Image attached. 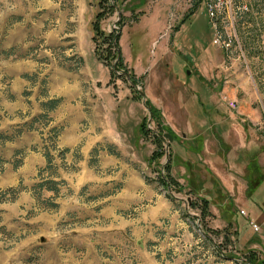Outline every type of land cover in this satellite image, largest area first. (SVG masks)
I'll use <instances>...</instances> for the list:
<instances>
[{"label": "rangeland", "instance_id": "obj_1", "mask_svg": "<svg viewBox=\"0 0 264 264\" xmlns=\"http://www.w3.org/2000/svg\"><path fill=\"white\" fill-rule=\"evenodd\" d=\"M208 1L127 0L101 21L105 33L121 28L141 97L95 57L102 0H0V264H264V0L219 13L217 28L235 32L232 55L213 45ZM53 98L62 125L57 110L40 118ZM82 113L76 139L62 138ZM157 133L162 156L151 161ZM185 154L205 197L164 182L168 156ZM44 179L57 193L38 187ZM235 221L248 224L242 239L224 241Z\"/></svg>", "mask_w": 264, "mask_h": 264}, {"label": "trees", "instance_id": "obj_2", "mask_svg": "<svg viewBox=\"0 0 264 264\" xmlns=\"http://www.w3.org/2000/svg\"><path fill=\"white\" fill-rule=\"evenodd\" d=\"M127 0H102V3L99 2V10L97 11V13L94 16L93 21L91 22L90 26H91V30L93 33L92 36V42L94 44V54L96 59L99 62H102L103 64H105L106 67L109 68L110 70V78L111 80L113 79H121L124 80V82L126 81V83L130 84V89L133 91V93L136 94H140V96L142 97L143 95L140 92H137L136 89V85L138 84L137 78L135 77V75L132 72H128L124 66H123V61L121 58V54H120V48H119V31H120V27L117 30H113L110 31L109 33H105L102 29H101V21L105 20L106 17L108 15H110L112 12L117 11L120 9L121 4L123 5L124 3H126ZM248 12H245L244 15H246ZM106 54V56H104L103 54ZM121 72L119 75L117 73ZM128 78V79H127ZM61 103V99L60 98H53V99H48L47 101L43 102L41 104L42 109L44 110V114L40 117L42 119H49L48 118V113L52 112L54 110H56L58 108V106ZM146 106L149 108V110L152 112V109L150 107L149 104L146 103ZM38 121V119H37ZM49 121H51L49 119ZM29 129H32V126H30ZM60 133V129L56 128V127H52V128H48V140L50 141V145L52 147V150H56V142H57V138L59 136ZM139 133L142 134V136L144 138H146V135L148 133H151L149 130L146 131L145 128H143V126L139 128ZM170 136L172 137V139H174V136L172 134H170ZM159 137V138H158ZM160 137H162V134L157 133V135H154V139L156 140V150L155 152L152 154V157L150 158L151 161L154 160H158V158H160L162 156V152H161V145H160ZM164 137V135H163ZM69 152V149L65 148L63 150L59 151L58 156L63 159L64 155L66 153ZM44 157L46 159V167L44 169V171L46 172H50V175H53V168L54 165L52 164V160L54 158V156L48 151L46 150L44 152ZM169 160L167 161L164 169L167 173L168 177L163 178L166 184H169L170 187L172 188L177 187L176 191L178 192H182V187L177 185V183L172 180L169 176V170H171V155L168 156ZM169 162H170V166H169ZM170 167V169H169ZM173 185V186H172ZM39 188H43L46 189L47 191H52L54 193H57V189L55 187V184L52 182V180H43V182H41V184H38ZM193 191H189V193H191ZM209 200L207 199H203L202 200V210H201V218L200 223L203 222V218L205 217L208 209H209ZM193 206V205H192ZM234 219V216H232ZM238 225V229L233 231L231 234V237H233L231 239H229L230 236H227L228 234H224L223 236V240L228 241L229 243H239V241L242 239L241 238V232L244 230V228H248V224H246L244 221V224L242 226H239L238 221H235ZM204 238L206 240H210L209 236L205 233L204 234ZM250 245L252 243V239L249 240L248 242ZM218 249V248H217ZM221 254V253H220ZM225 259H230V260H236L238 258L236 257H228L223 255ZM245 261V260H244ZM245 264H256L254 259L248 258V260L246 259Z\"/></svg>", "mask_w": 264, "mask_h": 264}, {"label": "crops", "instance_id": "obj_3", "mask_svg": "<svg viewBox=\"0 0 264 264\" xmlns=\"http://www.w3.org/2000/svg\"><path fill=\"white\" fill-rule=\"evenodd\" d=\"M63 106V105H62ZM65 106V105H64ZM57 110V109H56ZM55 111V110H54ZM64 112H66V110L64 111ZM55 114H56V116H55V119L53 120V122L54 123H56V125L57 124H60L61 123V125H62V121H63V119H64V115H62V113H60L58 110L55 112ZM83 115H79L78 117V119H80V121L77 119H74V120H71L70 121V124H69V126H68V130H66V131H64V133H62V138H73V139H76V137H77V132H79V129H80V127H81V122L82 121H84V122H86V120H88V118H87V116H86V114H84V113H82ZM73 119V118H72ZM88 122H91V121H88ZM67 128V127H66ZM35 134V133H34ZM36 135V134H35ZM219 137V136H218ZM34 138H36L35 136H34ZM36 140H37V138H36ZM175 140V138L174 139H172V142ZM184 150H185V147H184ZM185 153H186V150H185ZM172 160H173V155H171V163H172V167H171V171H170V173L172 172V170H174V173L178 176V178H177V180H178V183H182L181 184V187H182V189L183 190H185V189H187V191L189 190H191V191H193V193H195L196 195H198L199 197H205L204 196V194L201 192V188L198 186V185H195L194 186V188H195V190H197V191H195L194 190V188L192 187V186H190V183H194V180L192 181V178H189V175H188V171H190V168H189V164H190V161H189V159H187V156H186V154H185V157L184 158H180V160H179V163H173L172 162ZM177 168H181V171H177L176 169ZM172 177V176H171ZM172 178H174V177H172ZM175 179V178H174ZM176 180V179H175ZM176 180V181H177ZM208 200V199H207ZM171 212H172V210H171V208H170V214H171ZM159 218L158 217H154V220H158ZM172 219H173V222H174V217H172ZM173 225H172V228H175L174 227V225H175V223H172ZM177 225V227L178 228H180V229H182L184 232L186 231L187 232V230H185V229H187V228H189V226L188 225H186L185 223H183V222H181V225L182 226H179V224L177 223L176 224ZM183 231H182V233H183ZM188 235H190L189 234V232H188ZM137 245H138V247H142V245H143V243L141 242V241H138L137 242Z\"/></svg>", "mask_w": 264, "mask_h": 264}, {"label": "built area", "instance_id": "obj_4", "mask_svg": "<svg viewBox=\"0 0 264 264\" xmlns=\"http://www.w3.org/2000/svg\"><path fill=\"white\" fill-rule=\"evenodd\" d=\"M232 4V0H209L205 6V13L210 19L211 25L213 26V29L216 32L215 37L213 39V45L219 46L226 53V55H232L234 52V46L236 44L235 32H233V34H227V32L224 33L220 28H217V24L219 21V13H221L223 9L225 10L227 6H232ZM237 6L242 9L241 11L243 13L248 12V4L244 3L242 5ZM221 22H226V24H229L227 23L226 17H224L223 21ZM228 106L234 108L236 105L234 102H229Z\"/></svg>", "mask_w": 264, "mask_h": 264}, {"label": "water", "instance_id": "obj_5", "mask_svg": "<svg viewBox=\"0 0 264 264\" xmlns=\"http://www.w3.org/2000/svg\"><path fill=\"white\" fill-rule=\"evenodd\" d=\"M118 75L120 74V73H117ZM128 79V78H127ZM144 96V95H143ZM142 96V97H143ZM164 137L165 138H167L168 140H169V142H172V137L169 135V134H165L164 135ZM198 226L200 227V229H201V223H200V220L198 219ZM237 261H239L240 259H236Z\"/></svg>", "mask_w": 264, "mask_h": 264}]
</instances>
